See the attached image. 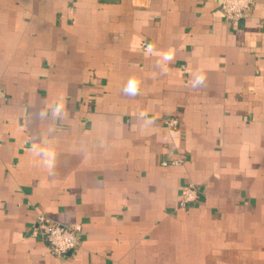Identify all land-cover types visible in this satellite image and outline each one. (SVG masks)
Returning <instances> with one entry per match:
<instances>
[{
    "label": "crops",
    "instance_id": "0c3cea01",
    "mask_svg": "<svg viewBox=\"0 0 264 264\" xmlns=\"http://www.w3.org/2000/svg\"><path fill=\"white\" fill-rule=\"evenodd\" d=\"M220 2L0 0V264H264V0Z\"/></svg>",
    "mask_w": 264,
    "mask_h": 264
},
{
    "label": "built area",
    "instance_id": "2783aa9c",
    "mask_svg": "<svg viewBox=\"0 0 264 264\" xmlns=\"http://www.w3.org/2000/svg\"><path fill=\"white\" fill-rule=\"evenodd\" d=\"M253 5V0H221L219 11L222 13L226 21L235 23L242 19ZM2 94L0 91V99ZM166 125L176 128L178 124L177 118H168ZM199 195V188L192 183L187 184L180 194L181 206H187L194 203ZM80 224L62 225L50 220L46 215L38 213L35 216L34 225L32 227V235L42 236L47 243L49 249L55 255H63L68 251H74L80 239Z\"/></svg>",
    "mask_w": 264,
    "mask_h": 264
}]
</instances>
